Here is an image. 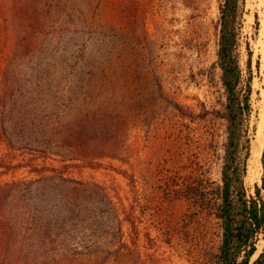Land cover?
<instances>
[{"label": "rangeland", "instance_id": "1", "mask_svg": "<svg viewBox=\"0 0 264 264\" xmlns=\"http://www.w3.org/2000/svg\"><path fill=\"white\" fill-rule=\"evenodd\" d=\"M222 2L0 0V264L16 250L17 264L210 263L219 221L183 194L220 185ZM238 53L244 79L250 58L251 147L264 0L244 1ZM248 162L245 191L264 202ZM254 247L249 264L264 231Z\"/></svg>", "mask_w": 264, "mask_h": 264}, {"label": "trees", "instance_id": "2", "mask_svg": "<svg viewBox=\"0 0 264 264\" xmlns=\"http://www.w3.org/2000/svg\"><path fill=\"white\" fill-rule=\"evenodd\" d=\"M244 1L223 0L219 8L215 63L220 72L224 103L222 110L215 116L225 125L220 185L210 190L200 182L186 187L183 194L184 201L195 215L210 213L219 221L221 242L209 264H249L255 253V238L264 231V202L260 190L255 188L254 197H249L243 184L251 148L248 120L252 94L250 58L244 79L238 53ZM255 24L258 27L257 18ZM260 164L261 190L264 191V145ZM3 165L5 164H0V168ZM8 227L15 236L17 230H20V222L15 220L13 226ZM18 251L16 250L18 256L13 254L15 258L12 255L10 258L6 257L8 264H17L20 261ZM252 264H264V252Z\"/></svg>", "mask_w": 264, "mask_h": 264}, {"label": "bare ground", "instance_id": "3", "mask_svg": "<svg viewBox=\"0 0 264 264\" xmlns=\"http://www.w3.org/2000/svg\"><path fill=\"white\" fill-rule=\"evenodd\" d=\"M264 145V125L260 124L257 127L254 141L250 150V157L248 162V173L254 175L260 172L261 164L260 157Z\"/></svg>", "mask_w": 264, "mask_h": 264}]
</instances>
